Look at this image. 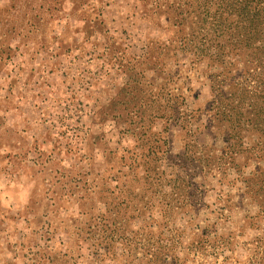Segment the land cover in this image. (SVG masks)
Segmentation results:
<instances>
[{
    "label": "trees",
    "instance_id": "1",
    "mask_svg": "<svg viewBox=\"0 0 264 264\" xmlns=\"http://www.w3.org/2000/svg\"><path fill=\"white\" fill-rule=\"evenodd\" d=\"M82 1L71 3L96 25L94 5ZM131 1L124 18L142 22L136 32L124 24L91 40L95 25L84 20L71 43L80 64L99 53L105 68L99 94L80 72L70 87V166L88 252L102 261L120 230H164L169 247L149 250V261L182 264L193 247L226 243L217 230L240 211L237 230L256 233L251 260L264 264V0ZM193 83L208 90L204 106Z\"/></svg>",
    "mask_w": 264,
    "mask_h": 264
},
{
    "label": "rangeland",
    "instance_id": "2",
    "mask_svg": "<svg viewBox=\"0 0 264 264\" xmlns=\"http://www.w3.org/2000/svg\"><path fill=\"white\" fill-rule=\"evenodd\" d=\"M125 2L82 1L80 9L94 5L95 25L79 16L71 0H0V264H154L146 253L169 247L167 231L120 230L112 255L96 261L87 250L90 239L83 240L85 230H79L87 216L77 217L75 211L81 189L73 181L76 168L70 166V87L79 88L73 75L80 72L83 88L93 94L104 86L105 68L99 53L84 54L80 64L76 57L81 51L71 43L83 38L84 20L95 25L91 40L105 28L119 33L124 24H133L127 30L136 32L142 22L126 21ZM181 74L202 78L185 68ZM192 86L195 104L204 106L206 86ZM76 98L84 104L93 101ZM177 143L174 137L173 146ZM241 215L234 212L231 222L217 230L226 243L219 239L193 247L182 264H256L251 260L256 233L237 230ZM184 236L190 241L189 232ZM179 241L172 249L183 256Z\"/></svg>",
    "mask_w": 264,
    "mask_h": 264
}]
</instances>
